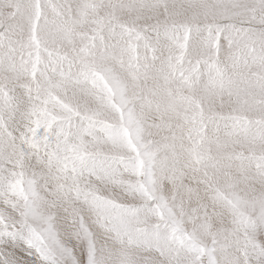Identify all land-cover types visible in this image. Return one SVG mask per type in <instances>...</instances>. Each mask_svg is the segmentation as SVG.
<instances>
[{
  "label": "snow or ice",
  "instance_id": "obj_1",
  "mask_svg": "<svg viewBox=\"0 0 264 264\" xmlns=\"http://www.w3.org/2000/svg\"><path fill=\"white\" fill-rule=\"evenodd\" d=\"M0 264H264V0H0Z\"/></svg>",
  "mask_w": 264,
  "mask_h": 264
}]
</instances>
